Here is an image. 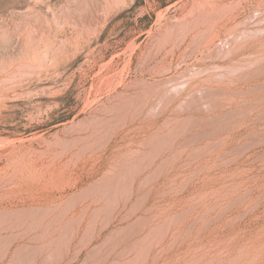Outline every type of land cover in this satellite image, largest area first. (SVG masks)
<instances>
[{"label": "rangeland", "instance_id": "374dc122", "mask_svg": "<svg viewBox=\"0 0 264 264\" xmlns=\"http://www.w3.org/2000/svg\"><path fill=\"white\" fill-rule=\"evenodd\" d=\"M0 264H264V0H0Z\"/></svg>", "mask_w": 264, "mask_h": 264}, {"label": "bare ground", "instance_id": "6f19581e", "mask_svg": "<svg viewBox=\"0 0 264 264\" xmlns=\"http://www.w3.org/2000/svg\"><path fill=\"white\" fill-rule=\"evenodd\" d=\"M21 43V42H20ZM147 84V83H146ZM169 84V83H168ZM148 87L150 88L149 90L151 91V92H153L154 93V91H159L160 89H158V88H160L162 85H161V83H159V82H157V81H153V82H148ZM162 89H163V86L161 87ZM161 91V90H160ZM179 91V90H178ZM150 93V92H149ZM157 93H159V92H157ZM154 95H156V94H154Z\"/></svg>", "mask_w": 264, "mask_h": 264}]
</instances>
